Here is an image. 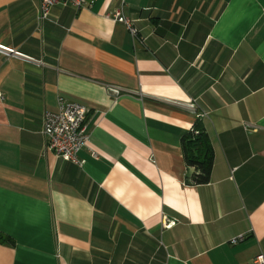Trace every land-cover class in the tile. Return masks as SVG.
I'll return each mask as SVG.
<instances>
[{
	"label": "crops",
	"instance_id": "0c3cea01",
	"mask_svg": "<svg viewBox=\"0 0 264 264\" xmlns=\"http://www.w3.org/2000/svg\"><path fill=\"white\" fill-rule=\"evenodd\" d=\"M85 1L39 24V0H0V233L14 241L0 264H252L264 0ZM59 99L88 110L81 166L46 150ZM197 120L213 147L202 186L186 184L180 143Z\"/></svg>",
	"mask_w": 264,
	"mask_h": 264
},
{
	"label": "built area",
	"instance_id": "2783aa9c",
	"mask_svg": "<svg viewBox=\"0 0 264 264\" xmlns=\"http://www.w3.org/2000/svg\"><path fill=\"white\" fill-rule=\"evenodd\" d=\"M57 5L79 9L85 7L87 3L85 0H39V24L51 22V9ZM111 16L114 22L125 27L133 39L137 40L141 45H145V39L139 37L133 21L125 17L121 9L115 10ZM113 92L118 93L114 89ZM87 114L88 110L85 107L59 99L57 111L46 112L43 116L41 134L46 142V150L60 159L81 166L82 161L79 160L78 154L86 147L89 140L84 124ZM172 225V222L167 221L164 224V228L169 229ZM243 239V236H239L234 238L231 243L237 244ZM252 264H264V255L255 257Z\"/></svg>",
	"mask_w": 264,
	"mask_h": 264
},
{
	"label": "trees",
	"instance_id": "16d2710c",
	"mask_svg": "<svg viewBox=\"0 0 264 264\" xmlns=\"http://www.w3.org/2000/svg\"><path fill=\"white\" fill-rule=\"evenodd\" d=\"M183 160L192 173L185 182L192 186L206 185L210 181L213 167V147L203 123L197 120L180 139ZM0 244L14 245V241L0 233Z\"/></svg>",
	"mask_w": 264,
	"mask_h": 264
}]
</instances>
